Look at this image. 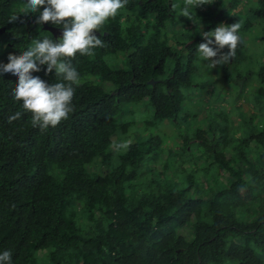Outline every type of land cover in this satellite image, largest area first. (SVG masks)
Masks as SVG:
<instances>
[{
	"label": "trees",
	"instance_id": "trees-1",
	"mask_svg": "<svg viewBox=\"0 0 264 264\" xmlns=\"http://www.w3.org/2000/svg\"><path fill=\"white\" fill-rule=\"evenodd\" d=\"M251 2L252 16L264 20V0ZM38 15L25 16V0H0V64L33 39L62 38L43 30ZM173 17L172 0H128L95 33L104 46L70 61L79 73L74 110L55 128L33 127L12 95L18 78L0 76V252L11 250L12 264H264V64L243 136L196 130L167 145L170 164L155 154L153 136L119 147L138 122L124 104L145 100L147 127L185 121L201 33L218 17L206 15L192 35L171 32ZM45 70L32 75L63 82ZM17 111L21 118L9 123ZM175 163L169 180L164 172Z\"/></svg>",
	"mask_w": 264,
	"mask_h": 264
},
{
	"label": "clouds",
	"instance_id": "clouds-1",
	"mask_svg": "<svg viewBox=\"0 0 264 264\" xmlns=\"http://www.w3.org/2000/svg\"><path fill=\"white\" fill-rule=\"evenodd\" d=\"M127 4L128 0H25V16L39 13L37 24L51 23L62 29L59 40L33 39L26 51L18 56L10 54L8 63L0 64V76L11 73L18 78L12 95L15 101L21 102L24 112L31 114L33 127L46 131L69 118L74 110V86L79 84V73L70 61L77 54L90 56L94 49L103 47V40L95 33ZM205 4H209L208 0H184L181 16L190 20L193 10ZM17 20L18 16H13L9 23ZM241 27L242 21H238L230 26L221 24L212 31H202L204 42L197 48L201 61L213 69L234 59L241 42L237 34ZM224 48L228 49L226 53L221 52ZM41 66H46L45 75L54 71L63 82L49 85L39 76H33L32 73L41 71ZM21 116L22 113L17 111L8 122ZM130 145L131 141H128L119 147ZM0 264H12L11 250L0 252Z\"/></svg>",
	"mask_w": 264,
	"mask_h": 264
},
{
	"label": "rangeland",
	"instance_id": "rangeland-1",
	"mask_svg": "<svg viewBox=\"0 0 264 264\" xmlns=\"http://www.w3.org/2000/svg\"><path fill=\"white\" fill-rule=\"evenodd\" d=\"M208 3L210 5L205 4L195 8L189 20L181 16L184 0H172L174 17L171 23V32L178 30L182 35H184V32L192 35L195 29L201 30L203 21H206L204 18L206 15L214 19L218 17L217 23L209 27V31L214 30L221 24L230 26L235 22L242 21V27L237 33L241 42L236 49L234 59H231L224 69L221 70L220 65L210 69L207 66V62L201 61L199 58L198 70L193 75L194 79H196L193 83L195 90H193L192 96L189 98L192 103L184 105L181 114L186 115V118L180 126H174L177 124L172 125L166 121H154L153 126L147 127L146 124L152 117V111L147 106V102L143 100L135 105L124 104L121 107L123 113L128 114V112L135 110V113H131V115L138 122H133L132 125L127 127L122 141L123 144L132 139L142 143L149 136H153L159 140V144L155 148V154L159 155V159L162 160L167 158L166 154L168 152L166 150L168 146L173 149L176 148L175 146L179 144L180 139L192 137L196 130L208 134L207 128L210 127V132L213 130L217 135H225L227 139L243 136L244 130L241 127L243 117L253 112L251 110L254 103L253 97L257 88L260 87L256 71L264 64V42L261 40L264 35V20L254 18L250 13L251 0H208ZM212 3H217L220 7L214 13L207 9V7L212 6ZM199 11L201 12L200 17H197ZM220 19L222 21L219 24ZM168 29L171 28L168 27ZM227 51V48L221 50L222 53ZM116 64L123 67L120 62ZM236 76L240 77L239 81L235 80ZM94 83H97V81H94ZM102 88L106 90V86H102ZM184 92L191 91L185 90ZM125 122H127V119L123 118L122 123ZM141 124L146 126H141ZM137 128L140 131L139 134L137 133ZM194 145H196L195 149L197 148V144L194 142V144H191V149H194ZM167 160L168 164H170L174 159L168 157ZM93 163L96 166H100L97 162ZM172 165L173 168L170 166L164 172L168 175L169 180L175 179L174 175L176 173L174 172L173 174L172 172L177 165L176 163ZM182 167L187 173L191 165L187 164ZM155 168L157 169V167ZM198 169L200 172L202 166L199 165Z\"/></svg>",
	"mask_w": 264,
	"mask_h": 264
},
{
	"label": "water",
	"instance_id": "water-1",
	"mask_svg": "<svg viewBox=\"0 0 264 264\" xmlns=\"http://www.w3.org/2000/svg\"><path fill=\"white\" fill-rule=\"evenodd\" d=\"M42 29L47 31L53 38L62 36V29L47 26L45 24H42ZM149 83L151 84L152 82Z\"/></svg>",
	"mask_w": 264,
	"mask_h": 264
},
{
	"label": "crops",
	"instance_id": "crops-1",
	"mask_svg": "<svg viewBox=\"0 0 264 264\" xmlns=\"http://www.w3.org/2000/svg\"><path fill=\"white\" fill-rule=\"evenodd\" d=\"M221 21H222V19H221ZM221 21H220V22H221Z\"/></svg>",
	"mask_w": 264,
	"mask_h": 264
}]
</instances>
